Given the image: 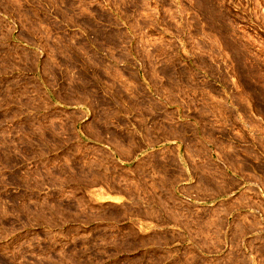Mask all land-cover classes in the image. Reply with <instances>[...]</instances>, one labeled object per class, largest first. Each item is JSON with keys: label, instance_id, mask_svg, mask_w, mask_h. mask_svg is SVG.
<instances>
[{"label": "rangeland", "instance_id": "1", "mask_svg": "<svg viewBox=\"0 0 264 264\" xmlns=\"http://www.w3.org/2000/svg\"><path fill=\"white\" fill-rule=\"evenodd\" d=\"M0 264H264V0H0Z\"/></svg>", "mask_w": 264, "mask_h": 264}, {"label": "crops", "instance_id": "2", "mask_svg": "<svg viewBox=\"0 0 264 264\" xmlns=\"http://www.w3.org/2000/svg\"><path fill=\"white\" fill-rule=\"evenodd\" d=\"M106 197L109 198V199H114V200H119L120 199L119 196H115V195H108Z\"/></svg>", "mask_w": 264, "mask_h": 264}]
</instances>
